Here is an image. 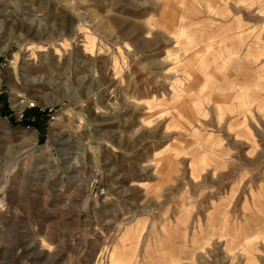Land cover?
I'll list each match as a JSON object with an SVG mask.
<instances>
[{"label":"rangeland","instance_id":"rangeland-1","mask_svg":"<svg viewBox=\"0 0 264 264\" xmlns=\"http://www.w3.org/2000/svg\"><path fill=\"white\" fill-rule=\"evenodd\" d=\"M0 264H264V0H0Z\"/></svg>","mask_w":264,"mask_h":264},{"label":"trees","instance_id":"trees-1","mask_svg":"<svg viewBox=\"0 0 264 264\" xmlns=\"http://www.w3.org/2000/svg\"><path fill=\"white\" fill-rule=\"evenodd\" d=\"M28 112H26L25 116H24V119H23V122L26 121L27 124H30V125H36L37 123L36 122H33L30 118V116L27 114Z\"/></svg>","mask_w":264,"mask_h":264}]
</instances>
